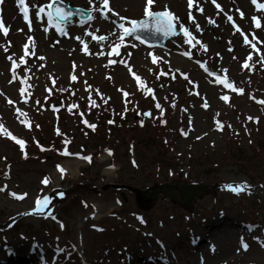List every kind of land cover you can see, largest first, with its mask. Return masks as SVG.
Listing matches in <instances>:
<instances>
[{"label": "rangeland", "instance_id": "rangeland-1", "mask_svg": "<svg viewBox=\"0 0 264 264\" xmlns=\"http://www.w3.org/2000/svg\"><path fill=\"white\" fill-rule=\"evenodd\" d=\"M51 1L25 0L30 15L26 21L17 0H0V189L8 192L0 197V216L6 215L0 219V226L12 223L14 218L8 217L20 216L26 218L25 223L38 228L34 236L25 231L5 236L0 233V244L6 248L10 247L8 243L12 248L24 247L22 254L35 246L32 250L44 248L50 258L59 253V264H122L127 255L134 262L136 257L153 261L148 257L153 254L166 258L162 259L164 263L155 264H264V169L258 170L259 166L264 168V148L258 151V143L264 146V57L248 48L235 54L236 42L243 43V36L264 51V10L254 6V2L264 0H192L191 8L188 0H153L151 11L171 13L179 28L188 30V35L169 41L164 48L151 49L127 37L125 42L141 45L135 59L128 47L120 49L114 58L109 53L80 55L82 45L74 40L88 35L86 31L91 33L90 40L95 35L107 41V35L101 31L105 22L99 11L93 14V19L97 17L93 25L79 30L72 22L67 40L56 42L38 11L40 7L49 9ZM64 1L90 9L96 0ZM112 2L108 13L116 14L120 21L134 16L136 10L140 13L143 8L148 9L143 0L135 5L130 0ZM14 12L17 20L10 17ZM134 17L128 21L139 19ZM257 20L261 26L253 28L257 27ZM242 22L248 23L249 31L243 30ZM239 26L245 33L239 31ZM244 64L249 67L244 68ZM209 72L222 75L233 88L214 84L215 75L210 76ZM137 77L143 82L138 83ZM223 95L229 99L222 100ZM156 104L168 113L165 129L152 125H157L153 120L162 116ZM99 106L102 108L93 111ZM74 111L81 113L82 121L89 118V127L93 122H103L108 113L121 111L128 115V126L117 127L119 138L106 139L117 149L115 167L110 166L105 152L95 159L94 168H89L84 159L63 158L54 147L58 143L49 144L51 120L62 113L61 130L67 139L81 137L77 142L73 140L72 145H94L84 138L87 130L82 121H72ZM134 119L152 124L140 129ZM102 124L104 127L97 131L106 138L110 128L106 122ZM148 130L157 134L151 135L149 157L172 160L176 165L171 171L160 169L151 160L144 165L142 154L135 158L126 149L131 144L138 145ZM40 136L46 149L34 144L33 139ZM96 136L93 141L99 138ZM12 137L30 143L26 159L11 143ZM238 152L252 158L253 163L243 172L232 160ZM130 157L136 159L137 167L130 164ZM202 162H206L204 168L199 167ZM120 167L123 170L118 172ZM249 177L258 179L257 184ZM45 180L49 186H44ZM197 181L210 188L191 206L173 203L160 195L148 212L136 207L134 194L128 193V201L124 202L114 191H101L102 186L110 183L146 189L155 184L172 186ZM231 184L241 190L232 193ZM61 191L70 192L68 195L74 198L66 206L70 216L64 217L70 232H65L63 223L52 220L62 212ZM176 191L181 193L180 189ZM48 193L55 195L31 214L35 201ZM17 196L23 198L19 200ZM145 217L148 227L143 223ZM44 224L47 231L41 228ZM102 229L104 233L99 235L96 231ZM198 236L204 246L197 249L191 240ZM159 244L165 245L168 252H162ZM242 245H247L246 251L241 250ZM66 247H78L75 258L69 259L72 255L65 254ZM200 247H206L203 254ZM124 250L126 254L119 255L118 251ZM33 252L32 264L44 261L38 256L39 251ZM9 254L4 253V258ZM128 263L126 257L125 264Z\"/></svg>", "mask_w": 264, "mask_h": 264}, {"label": "snow or ice", "instance_id": "snow-or-ice-1", "mask_svg": "<svg viewBox=\"0 0 264 264\" xmlns=\"http://www.w3.org/2000/svg\"><path fill=\"white\" fill-rule=\"evenodd\" d=\"M91 2V0H90ZM103 6L107 7V0H102ZM153 0H147V4L150 6L152 5ZM17 4L19 6H22V12L24 15L25 20H28V13H29V9L27 8V6L25 5V0H17ZM49 8H51V5H48ZM188 7L191 8L192 7V0H188ZM96 11H99V9H95ZM39 12H44V8L40 7L38 9ZM56 15L59 17V19L63 20L67 17V15H69L68 13L62 12L61 9L58 7L56 8ZM145 15L149 17V20H141L139 22V24H137L135 21H132V27L129 28H124V25L121 24L120 27L124 28V32L126 35L131 36L133 33H138L139 31L143 30V31H154L157 34L162 33L165 36L168 35H175V31L172 25V14L171 13H154L151 11H146ZM162 17H167V19H162ZM154 18V23L152 22ZM228 19L231 20L232 17L228 16ZM53 20V14L52 12L48 13V23L51 24ZM0 27H2V23H0ZM57 31L60 32L62 35L65 34L64 29L57 27ZM184 33L185 35H188V30L184 29ZM5 34H7V29H5ZM101 39H103V37H101ZM187 43H191V39H189L187 41ZM5 51H7V49H5ZM116 50L113 49V52H115ZM190 55V54H189ZM11 59V58H10ZM155 57L152 58V62L155 63ZM13 67H15V65L13 64ZM244 68H248L249 65L248 64H244L243 65ZM205 71H207V69H205ZM15 74V73H13ZM210 76L211 75H215V73L209 72L208 73ZM73 80L76 79V76L72 77ZM137 79H139V77H137ZM185 79H187V77H185ZM220 83L224 84V86L226 88H233L232 84L226 83L225 81L221 80ZM235 91V89H233ZM20 95L23 96L24 95V91L23 89L20 90ZM125 95H127V93H125ZM222 100L227 101L229 99V97L227 95H223L220 97ZM9 103H12L11 101H9ZM93 106H95V101H93ZM205 108L208 107L207 103H205L203 105ZM173 107H175V105H173ZM156 108L160 109L161 111H163V109L161 108L160 104H156ZM19 111V110H17ZM150 115V113H149ZM251 119V118H249ZM85 123H87V121H85ZM94 127V126H93ZM230 127V125H229ZM9 135H11L9 133ZM12 139H15V137H12ZM16 143L19 144L21 146V148H23L24 146V141L23 140H16ZM86 159L88 161H91V157H86ZM45 184L48 183L47 180L44 181ZM229 190H235V191H240L241 189H232L231 186H229ZM23 197H21L22 199ZM44 204H47L48 201L44 200L43 202ZM42 207V206H41ZM245 248H247V245H244Z\"/></svg>", "mask_w": 264, "mask_h": 264}, {"label": "bare ground", "instance_id": "bare-ground-1", "mask_svg": "<svg viewBox=\"0 0 264 264\" xmlns=\"http://www.w3.org/2000/svg\"><path fill=\"white\" fill-rule=\"evenodd\" d=\"M110 1H112V0H110ZM131 2L132 1H134V5L135 4H138V3H141L140 2V0H130ZM134 12H137L138 13V11L136 10V11H134ZM7 17H9V15H7ZM9 19V18H8ZM12 22V21H11ZM246 28L247 29H249L248 28V26H246ZM120 29V28H119ZM104 31L105 32H107V31H109V29H104ZM119 34H120V30H118L117 32H111V35L109 36V40H108V42H118L119 41V38H118V36H119ZM223 41V39L222 40H220V42H222ZM82 42H87V47H86V51L87 52H90V54L91 55H98L99 53H100V51L104 48L103 46H101V47H98L97 49H92V46H93V43L92 42H90V40L89 39H87V38H83V39H80L79 40V44L80 43H82ZM237 43V42H236ZM46 44L44 43V46H45ZM51 45H53V43H51ZM223 47V43H220L219 44V48L221 49ZM243 47L244 46H242L241 44H239V46H236V51H235V54H237L238 53V51H241V49H243ZM83 53L82 52H80V55H82ZM137 51H134V59H135V57L137 56ZM262 56L264 57V51L262 52ZM72 165H77V164H75V163H73ZM196 242V244L198 245V246H200L201 245V243H202V239H197V240H194V243ZM201 246H204V245H201ZM205 249H206V247H200V249H199V251L201 252V254H203L204 253V251H205ZM212 253H215L216 251H215V249L214 248H212V251H211ZM226 253H229V251H226ZM26 255H24V254H22L21 252H20V249H16V250H14L12 253H11V255H10V257L8 258V260H6L7 261V264H26V262H25V259H26V257H25ZM207 257V259L209 260V261H211L212 262V259H211V256L210 255H207L206 256ZM136 261H142V258L141 257H136V259H135Z\"/></svg>", "mask_w": 264, "mask_h": 264}, {"label": "water", "instance_id": "water-1", "mask_svg": "<svg viewBox=\"0 0 264 264\" xmlns=\"http://www.w3.org/2000/svg\"><path fill=\"white\" fill-rule=\"evenodd\" d=\"M197 188L198 187H196V189ZM196 189H195V191H196ZM160 192H164L163 188H159V189L154 190V193L150 194V195L147 192H142L141 193V192L137 191V193L139 195L143 196V200L146 202L147 208H149L153 204L154 200L157 197V194L160 193ZM186 193H187V190H186ZM187 196H188V193H187Z\"/></svg>", "mask_w": 264, "mask_h": 264}]
</instances>
